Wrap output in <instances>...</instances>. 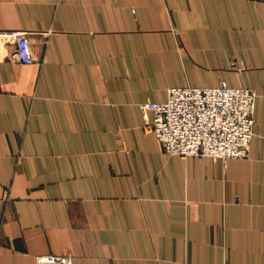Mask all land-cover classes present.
Wrapping results in <instances>:
<instances>
[{"label": "crops", "instance_id": "0c3cea01", "mask_svg": "<svg viewBox=\"0 0 264 264\" xmlns=\"http://www.w3.org/2000/svg\"><path fill=\"white\" fill-rule=\"evenodd\" d=\"M0 264H264V0H0ZM253 89L247 158L167 154L141 104Z\"/></svg>", "mask_w": 264, "mask_h": 264}, {"label": "built area", "instance_id": "2783aa9c", "mask_svg": "<svg viewBox=\"0 0 264 264\" xmlns=\"http://www.w3.org/2000/svg\"><path fill=\"white\" fill-rule=\"evenodd\" d=\"M15 44L14 57L34 63L28 34L0 31V42ZM256 92L250 88H171L161 103L141 104L146 130L153 133L169 155L213 157L223 160L247 158L254 135ZM36 264H74L70 255H40Z\"/></svg>", "mask_w": 264, "mask_h": 264}]
</instances>
